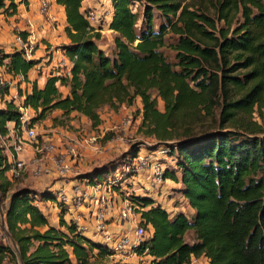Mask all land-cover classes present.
<instances>
[{
  "label": "trees",
  "instance_id": "trees-1",
  "mask_svg": "<svg viewBox=\"0 0 264 264\" xmlns=\"http://www.w3.org/2000/svg\"><path fill=\"white\" fill-rule=\"evenodd\" d=\"M19 2L27 1L0 0V10L13 16ZM56 3L66 13L70 42L62 48L72 62L70 74H52L44 87L33 82L21 105L5 100L1 131L8 134V123L14 122L21 134L27 108L34 110L29 127L55 110L63 113L53 118V126L66 127L77 112L97 127L103 107L119 111L141 98L145 132L169 144L175 159L165 176L180 184L177 190L195 211L172 215L155 198L133 195L131 200L144 208L141 223L151 233L136 253L151 256L153 264H190L193 256L206 257L209 264H264V126L253 119L255 112L264 118V0H112L114 57L99 46L100 31L88 29L83 0ZM136 3L144 4L140 26ZM156 12L165 19L159 28ZM170 33L177 38L167 43ZM164 47L176 52L175 62ZM38 63L23 49L7 53L0 48V66L13 77L22 74L28 80ZM59 84L69 87L68 95ZM6 94L4 82L1 102ZM208 120L216 126L197 130ZM135 148L125 157H137ZM121 165L95 167L85 178L103 182ZM9 169L0 146L1 200L13 189ZM41 201L59 204L58 225L40 208ZM4 211L18 253L7 234L9 244L0 240V264H7L9 256L14 264H120L97 263L114 251L66 218L68 206L54 190L15 189ZM189 231L192 242L186 240Z\"/></svg>",
  "mask_w": 264,
  "mask_h": 264
},
{
  "label": "rangeland",
  "instance_id": "rangeland-1",
  "mask_svg": "<svg viewBox=\"0 0 264 264\" xmlns=\"http://www.w3.org/2000/svg\"><path fill=\"white\" fill-rule=\"evenodd\" d=\"M86 1V9L95 10L97 12V15L99 16V22H97L96 24L97 27H99L101 38L98 40V44L108 55L114 57L116 53L114 42L116 33L109 27L112 14L114 12L112 0ZM207 1L210 2L212 0ZM133 8L139 13L140 19L138 21V25L140 26L143 21L144 4L136 3ZM33 11L35 13V16H37L36 19L40 20L39 13L34 9ZM43 16L44 17L41 18L42 20L43 18H50L48 17V15ZM7 21L10 23L13 22L11 27L12 35H15L19 31H23L17 30L18 20ZM163 22H165V19L159 16V13L156 12V28H159L160 24ZM57 25L59 26V20ZM176 38L177 37L175 35L170 33L166 36V41L167 43H172L176 41ZM162 51L170 61H176V52L171 48L164 47L162 48ZM45 56L47 57L46 54ZM153 93L154 95H156L155 91ZM159 108L162 111H164L165 109L164 102L161 99H159ZM141 109V98H138L132 106L123 105L119 109V111H114L108 106H105L100 110L103 121L97 127H93L91 121L87 117L83 119V117L80 115H77L73 120H71L66 127L57 128L56 130L51 129L52 123L50 121H43L33 125V127H35L38 132V141L40 143H54L57 146V149L53 152H32L31 150L32 153L29 155V157L31 158L30 165L25 171L24 175L16 181L17 185L13 184L12 190H15V187L16 189L24 187L23 185H28L29 187L38 191L50 189L54 190L57 193L58 200L59 202H61L59 199L60 189H66L67 186H69V183H67L68 180L76 179L77 183L84 187V192H88L92 195L94 192H92L90 186L94 183H91L85 178L86 173L91 172L95 167H100L102 165L111 163L117 165L119 163H123V165H121L113 174H109L105 178V181H112L111 188L108 189V192L110 193L111 198L116 202L114 206L109 209L107 215V217L109 218L108 222L111 224V227L115 231L122 230L124 229V226L128 225L126 221H122L121 209L124 205L125 200L131 201V197L133 195L153 197L163 207H168L169 204H172V208L179 207L180 212L185 211L190 216H192L195 210L190 207L188 201L184 198L183 194L177 190V186L174 183L170 182L161 189L154 187V184L152 182V171L148 168L145 169L143 167H140L139 163L136 161V159H138V156L145 157L146 159H154L155 157H159L162 154L159 153L158 150L164 147H168L169 145L161 142V140L156 138L154 135H148L145 132V127L142 123V114L140 113ZM217 114H219V109L217 110ZM253 119L254 121H257L264 126V118H262L258 112L254 113ZM214 126L216 125H214L211 120H208L206 123L199 125L197 130L202 131L203 129H209ZM57 136H59V144H57L58 142H56ZM172 142H175V140H171L168 143ZM69 145L75 147V155H71V152L66 151ZM134 146H136L135 149H139L138 156L136 158L132 157V155H130L129 157H125L126 154H130V152L134 150ZM62 153H67V156H71L70 159H72L73 161L72 163L74 169L67 175L60 174L55 163V159L59 154ZM170 157V160L164 158L162 160L166 162L167 167L173 168L176 164L175 159L171 155ZM38 165L44 168V173L42 175L43 177L39 183L31 182L29 178L36 177L33 171L35 166ZM44 176L47 177L45 181ZM145 176H147L148 179L151 178L150 181L152 182V186L146 185L144 181ZM57 183H60L61 186L58 190H55L53 186ZM88 185L90 186L88 187ZM72 187L73 184H71L69 189H72ZM174 197L176 198L170 201ZM8 198L9 195L2 200L0 199L3 207L6 206V203H8ZM46 202L47 201H41L39 204L46 206L47 210H49V215L51 216V218H56L55 211H57L56 207L60 208L59 204H46ZM96 208L97 207L90 209L82 208L81 211H83V213L86 212L87 214H89L91 213L90 211H94V209L96 210ZM172 208L170 210L171 213H173L174 210ZM138 213H140V211ZM134 226V223H130L129 228L124 231L128 232L132 228H134ZM150 234L151 233L149 229H147L145 239H147ZM193 238L194 232L189 231L186 236V240L192 242ZM1 241L5 244H9L8 239H2ZM115 261L120 262V264H153L152 258L149 255L136 254L135 250L132 249L123 251L118 255L105 257L104 259H97V263ZM5 262L7 264H14L10 256L6 259Z\"/></svg>",
  "mask_w": 264,
  "mask_h": 264
},
{
  "label": "crops",
  "instance_id": "crops-1",
  "mask_svg": "<svg viewBox=\"0 0 264 264\" xmlns=\"http://www.w3.org/2000/svg\"><path fill=\"white\" fill-rule=\"evenodd\" d=\"M26 1L27 2H23V3L19 2L18 12L13 16H9L6 14V18H5V13H3L0 10V48L4 49L7 53H11L14 50H16V46H15L14 39H13L14 34L12 35V31H11L13 22L10 23L7 20H13V21L18 20L17 30L27 31L29 33V40L31 43V47L33 49L31 58L37 59L39 63L29 71L28 80H25V78L21 76L13 77L12 75L6 72L5 67L0 66V80L5 81L9 84V94H6L5 96H3L2 98L3 102H1L0 107L5 106V103H4L5 100H8V101L13 100L18 105H21L26 95L32 92L33 82L36 81L38 82L40 87H44L49 76H51L52 74H65L72 67V62L70 61L69 57L66 55L65 51L62 48L64 44H68L70 42V39L68 38L65 32V27L67 26L65 8L62 5L57 4L56 0H49L52 4V8H50L49 16H48L50 18L48 19L43 18L42 20L41 18L44 17L40 12V6H41L42 0H26ZM86 2H87L86 0H83L82 11L86 9ZM33 9L39 13L40 20L36 19L37 16H35ZM58 20H59V26L57 25ZM45 54L47 55V57L45 56ZM59 89L64 95H68L70 92L69 87L63 86L60 84H59ZM23 112L25 113V120L28 123L30 118L34 116V110L31 108H27V109H23ZM62 113L63 112L61 110H55L53 111L51 116L47 120H45L46 122L50 121L52 123V126H51L52 130H56L57 128H64V127H59V126H53V118L62 115ZM77 115H79L77 112L72 113L73 117H76ZM82 117L83 119L86 118L85 116H82ZM15 126L16 125L14 122L8 123V127L10 130L9 134L11 137H13L17 132ZM58 141H59V136H57V139H56V142ZM59 143L60 142H58L57 144ZM31 153H32L31 150L28 149L27 155H30ZM160 157L161 156H159V158ZM41 179L42 177L41 178H35V177L29 178L31 182H36V183H39ZM46 179L47 177L44 178V181ZM150 180L151 178L148 179L147 176L144 177V181L146 185L152 186L151 184L152 182ZM58 182H61V181H58ZM67 183H69V186H67L66 188L68 193L71 195H74V197L76 198V194L78 192L76 193V191L69 189V188L71 184L78 185L79 183H77L76 179L68 180ZM13 184L17 185V182H13ZM174 184L177 186V188L180 187L179 183L175 182ZM23 186H28V185H23ZM60 186H61L60 183H57L53 186V188L55 190H58ZM89 186L90 185H88V187ZM82 189H84V187L80 185V190ZM13 191L14 190H11V193ZM101 194H102L101 196H103V198H106V199H110L111 197L110 193L104 190L101 192ZM101 196L98 193H96L95 195H90V196L87 195L86 203H84L83 205L73 206L70 203H69L70 205H67L68 213L66 215V218L68 220L72 219L75 222H77L83 228L84 234L88 236L89 238H92L93 240L95 239L92 235V232H93V222H92V217H91L92 213H89V214H87L86 212L83 213L81 209L82 208L90 209V208L99 206L100 204H102ZM9 198H10V193H9ZM175 198L176 197H174L170 201L174 200ZM185 199L187 200V198ZM47 203L54 204V205L57 204V202L55 201H47L46 204ZM7 204L8 203H6V205ZM39 206L49 216L51 223L54 225H58L60 208L56 207V210H57L55 211L56 218L54 217L51 218V216L49 215V210H47L46 206H43L41 204H39ZM163 208H165L168 212L171 213L170 210L172 208V204H169L168 207H163ZM172 209H174L172 215H174L177 212H180L179 207H174ZM3 212H4V217H5L4 207L0 201V223L2 226H3V222H2ZM182 212H185V211H182ZM198 259L200 263L209 264V259L206 257L202 256V257H199Z\"/></svg>",
  "mask_w": 264,
  "mask_h": 264
},
{
  "label": "built area",
  "instance_id": "built-area-1",
  "mask_svg": "<svg viewBox=\"0 0 264 264\" xmlns=\"http://www.w3.org/2000/svg\"><path fill=\"white\" fill-rule=\"evenodd\" d=\"M51 8V2L49 0H42L40 6V12L42 15H48ZM85 16L89 22V28H93L96 31H99V27H97V22H99V16L97 12L93 9H85ZM14 43L16 49H23L26 52L28 58H31L32 47L29 40V36L27 39H24L23 36L17 32L14 35ZM70 74V70L67 72ZM17 76L24 77L22 74ZM5 81L0 80V86L4 85ZM16 98V97H15ZM1 104V99H0ZM9 128V127H8ZM19 129H16V134L11 137L10 130L8 134H4L0 128V146L4 148L5 154L8 157V163L10 169L8 171L9 178L12 182H16L19 180L28 169L31 158L27 155V150L30 149L32 152H53L57 149V146L54 143L43 142L40 143L38 141V132L35 127H29L28 123L25 120V113L22 117V133L20 134ZM86 141V140H85ZM67 152H71V155H75L76 149L74 146L69 145L66 149ZM161 153V157H155L154 159H146L145 157L138 156L136 161L139 163L140 167L145 169H150L152 171V182L154 187L159 189L165 187L167 184L175 183L174 180L167 178L165 176L166 170L168 167L166 166V162L162 159L170 160V154L168 147H164L158 150ZM67 153L59 154L55 159V163L57 166V170L62 175H67L71 173L74 169L73 161L70 159L71 156H67ZM136 158V157H135ZM35 178L43 177L44 168L41 166H35L34 168ZM112 182V181H111ZM111 182L103 181L92 184L90 187L92 195L96 193L102 195L101 192L104 190L108 192V189L111 188ZM107 189V190H106ZM72 190L76 191V198L74 195L68 193V191L63 188L60 189L59 196L60 201L65 203L66 205L72 204L75 205H83L86 202V196H90L88 192H84V190H80V185H73ZM109 193V192H108ZM132 201V200H131ZM130 200H125L124 205L121 209V217L122 221H126L128 223L127 226H124V229L115 231L111 224L108 222L109 218L107 217L109 209H111L116 203L111 197L110 199L103 198L101 196V202L99 206H97L96 210L90 211L92 222H93V232L92 235L95 240L106 244L110 247L116 255L123 251H127L128 249L135 250L136 247L140 246L141 243L145 240V236L147 234V229L141 223V213H138L143 207L140 204L135 202H131ZM70 203V204H69ZM139 214V216H138ZM77 223V222H76ZM134 223L135 226L130 231L125 232L129 228V224ZM78 224V223H77ZM79 229L83 231V228L78 224ZM122 227V224H121ZM84 233V232H83ZM7 232L4 227H2L0 223V240L7 239ZM136 253V251H135ZM137 254V253H136ZM190 264H203L200 263L198 257H192Z\"/></svg>",
  "mask_w": 264,
  "mask_h": 264
},
{
  "label": "water",
  "instance_id": "water-1",
  "mask_svg": "<svg viewBox=\"0 0 264 264\" xmlns=\"http://www.w3.org/2000/svg\"><path fill=\"white\" fill-rule=\"evenodd\" d=\"M2 216H3V218H2L3 226H4V228H5V230H6L7 234H8V230H7L6 222H5V217H4V212H3V215ZM9 237H10V239L12 241L13 246L15 247V249L17 250V253H18V248H17V244H16L15 240L10 235H9ZM19 257H20V260L22 262L21 256H19ZM21 264H23V263H21Z\"/></svg>",
  "mask_w": 264,
  "mask_h": 264
}]
</instances>
